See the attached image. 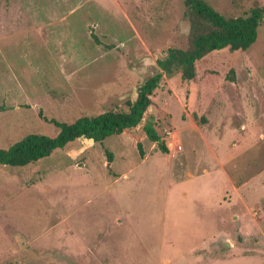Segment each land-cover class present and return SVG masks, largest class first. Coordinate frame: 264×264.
<instances>
[{
	"label": "rangeland",
	"instance_id": "rangeland-1",
	"mask_svg": "<svg viewBox=\"0 0 264 264\" xmlns=\"http://www.w3.org/2000/svg\"><path fill=\"white\" fill-rule=\"evenodd\" d=\"M207 1L224 15L264 7ZM188 33L183 0H0V148L56 135L51 118L127 110ZM195 71L162 76L150 96L160 110L146 123L168 152L139 128L145 159L111 134L0 165V263L264 264V24Z\"/></svg>",
	"mask_w": 264,
	"mask_h": 264
},
{
	"label": "trees",
	"instance_id": "trees-1",
	"mask_svg": "<svg viewBox=\"0 0 264 264\" xmlns=\"http://www.w3.org/2000/svg\"><path fill=\"white\" fill-rule=\"evenodd\" d=\"M185 16L189 22L188 42L184 48L168 47L157 59L158 71L137 87V96L127 101V110H106L95 115H82L72 122L48 119L59 130L56 135L28 133L7 148H0V165L24 167L51 155L56 149H65L80 138L103 142L111 134L131 136L141 157L145 155L141 135L156 142L159 150L168 152L165 141L150 124L153 115L149 110H160L151 95L158 87L162 76L179 73L182 80L191 81L196 75V61L208 53L227 47L231 51L249 48L257 38V28L264 24V7L255 4L246 14L224 15L207 0H183ZM5 106L0 104V110ZM150 116L149 120L148 117ZM146 120L150 122L147 125ZM144 122L146 123L145 125ZM112 160V153L106 152ZM0 264H16L6 261ZM25 264V263H22Z\"/></svg>",
	"mask_w": 264,
	"mask_h": 264
},
{
	"label": "crops",
	"instance_id": "crops-1",
	"mask_svg": "<svg viewBox=\"0 0 264 264\" xmlns=\"http://www.w3.org/2000/svg\"><path fill=\"white\" fill-rule=\"evenodd\" d=\"M181 121L183 122V120L181 119ZM184 130H188L187 128H186V125H185V123H183V127H182ZM181 128V129H182ZM182 129V130H183ZM176 131V130H175ZM177 133V136H178V131L176 132ZM202 137L204 138V136H203V133H202ZM178 139H179V136H178ZM205 139V138H204ZM180 141V140H179ZM211 150H213L212 148H210ZM182 150H183V148H182ZM182 150H180V151H182ZM179 151V152H180ZM214 152V151H213ZM146 155V154H145ZM214 156H215V158H216V162L218 163V165H220L221 167L223 166V163L222 162H220L219 160H218V158H217V155H216V153L214 152ZM142 158H144V156L142 157ZM145 159V158H144ZM203 172H208V170L207 169H205V168H203ZM186 175L188 176V177H191L192 176V173L190 172V171H187L186 172ZM219 198H220V196H219Z\"/></svg>",
	"mask_w": 264,
	"mask_h": 264
},
{
	"label": "built area",
	"instance_id": "built-area-1",
	"mask_svg": "<svg viewBox=\"0 0 264 264\" xmlns=\"http://www.w3.org/2000/svg\"><path fill=\"white\" fill-rule=\"evenodd\" d=\"M165 133H166V135H168V136H170V137H174V133H173V131L172 130H170V129H166L165 130ZM176 150L177 151H180V150H182V145L180 144V142H178V141H176Z\"/></svg>",
	"mask_w": 264,
	"mask_h": 264
},
{
	"label": "water",
	"instance_id": "water-1",
	"mask_svg": "<svg viewBox=\"0 0 264 264\" xmlns=\"http://www.w3.org/2000/svg\"><path fill=\"white\" fill-rule=\"evenodd\" d=\"M159 141H161V139H159Z\"/></svg>",
	"mask_w": 264,
	"mask_h": 264
}]
</instances>
